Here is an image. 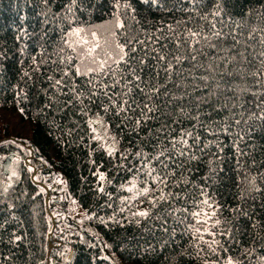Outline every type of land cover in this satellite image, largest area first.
Returning <instances> with one entry per match:
<instances>
[{
	"label": "trees",
	"instance_id": "trees-1",
	"mask_svg": "<svg viewBox=\"0 0 264 264\" xmlns=\"http://www.w3.org/2000/svg\"><path fill=\"white\" fill-rule=\"evenodd\" d=\"M160 4L0 0V264H226L229 257L264 264V0ZM75 29L83 31L75 36ZM188 29L201 32V44L193 45L197 59L176 64L174 56H190ZM121 47L128 63L117 68ZM68 56L82 71L107 60L115 79L131 80L129 68L136 69L154 111L117 116L101 91L90 94L85 77L75 78L82 103L62 95L52 85ZM169 61L171 81L162 71ZM90 75L98 90L113 83L111 76ZM135 83L131 95L142 105L146 98ZM186 132L191 147L183 157L172 153L167 187L154 183L148 172L163 170L152 157ZM53 177L61 185L51 186ZM146 187L151 191L140 194ZM213 210L216 216L201 223ZM138 211L151 215L143 220L133 215ZM213 240L219 244L210 248Z\"/></svg>",
	"mask_w": 264,
	"mask_h": 264
},
{
	"label": "snow or ice",
	"instance_id": "snow-or-ice-1",
	"mask_svg": "<svg viewBox=\"0 0 264 264\" xmlns=\"http://www.w3.org/2000/svg\"><path fill=\"white\" fill-rule=\"evenodd\" d=\"M77 2V0H72V3L75 4ZM188 3L195 5L197 3V0H187ZM119 3V0H118ZM142 3L144 4H151V5H156L159 7H162L163 5L160 4V0H142ZM126 7H129L130 5L126 4ZM69 11H71V9H69ZM216 15H218V13H216ZM118 27H123V24H118ZM169 28H171V26H169ZM213 28V32H212V36L214 38H219L221 36V32L215 30V24L212 25ZM82 29H75L72 33V35L75 36H79L80 33L82 32ZM95 35V34H93ZM189 38H192L189 41ZM203 40L208 42L207 46L211 47V48H215L216 45L212 44L209 40L208 36H203ZM176 45L177 48H179L180 42L178 40L173 41ZM65 43H67V41H65ZM78 44H82V45H87L89 42L87 40H79L77 41ZM143 43V42H141ZM185 43L189 44V50H190V56H184L181 57L179 55H176L173 57V59L175 60L176 64H181L183 62V60H187V59H191L192 61H196L197 56L195 54H193L195 52V49L193 48V45H200L201 44V32L199 31H193L191 29H188L186 37H185ZM68 47L73 48V50L75 51V46L73 44H68ZM99 48V44H96L94 47L88 48V52L87 55L89 57H91L92 53H94L96 51V49ZM202 51V47L200 49ZM63 51V50H61ZM127 56V53L124 51V48L121 47V55L119 57L118 60H115L114 63L117 65V68H119V65L123 62L125 64H127V60L125 59V57ZM153 59H157V57H153ZM158 59L160 61H164L166 59L165 56H159ZM67 61L68 64L66 65V69L63 71V76L61 77V79L59 80H55V83L52 85L53 89H55L56 91L60 92L62 95H67L68 93H71L72 96L77 100L80 101L82 103L81 100V96L83 95L81 92H78V86L75 84V78L77 77H85L87 78V83L89 85H91V95L95 96L98 94V91H101L102 94L106 97H108L109 101L111 102V107L112 109L115 111L116 115L119 116L121 113H125L127 114L128 112H137V110H139V112L144 115L146 112H153L154 109L153 107H150V103L152 100V97L145 92V89L142 88L140 86V81L142 80V76L141 75H136V69L133 68H129V75H131L132 79L128 80L127 76H122L121 79H115L116 75H117V70L113 69L111 67V65L108 63L107 60H101L98 62V66L97 67H86L83 71L80 67V65L73 63V57L72 56H68L67 57ZM92 63L93 64H97V61L95 59H92ZM142 65L146 63V61L141 60L140 62ZM160 71L161 70H156L154 72V75L158 78L160 76ZM162 71L165 73V75L168 77L169 81H171V77L173 75V71H174V65L171 61H169L166 66L162 69ZM140 72L143 73L144 72V68H140ZM90 74H95V76H111L113 78V83L111 85L104 83L102 84V89L98 90L96 88V81H95V77L90 75ZM65 78H67L69 81H71V87H69L68 83L65 82ZM50 81L53 79L52 77L48 78ZM121 80H128L127 84H124L123 86H121ZM133 81H135V89L139 91V93L141 94L142 97H145V101L144 103L141 105L139 103H137L135 97H133L131 94L133 92V87L129 86L132 85ZM117 87H121V91L120 92H112L110 94L109 89L111 88L112 90L116 89ZM67 88L68 91L64 92L63 90ZM152 91L154 93H159L160 89L154 88L152 89ZM19 96V93L17 94ZM118 96L120 97L119 103H117L116 100L112 99V96ZM255 95V94H253ZM182 98V97H181ZM258 108L260 107L259 104L256 105ZM21 112H23V108L20 109ZM107 111V109H106ZM183 111V110H181ZM85 114L86 113H82ZM261 119H264V112L261 113L260 116ZM100 121H89V124L91 125L92 123H97ZM137 126H139L142 121L137 119L136 121ZM237 124L240 123V121H236ZM93 132H96L95 128H92ZM192 137V133L191 132H186L184 134L181 135V137L177 140L175 138H173L170 143H171V148H167L165 147L164 149L160 150L154 157H152L153 160H155L161 167V169L163 170L160 173H156V169L153 168L151 169V171L148 172V175L150 177H152L153 182L163 185L165 187H167V181H168V168L170 164L175 163V159L172 155L173 152L176 153L177 156H186L187 155V148L191 147V145L188 144V138ZM96 139H100L101 137L97 136L95 137ZM180 145L181 147H177V145ZM114 152V149H109V155H112ZM137 157L142 156V153L137 152L136 153ZM163 158V159H162ZM193 159H195V157H192ZM145 159H147L145 157ZM153 173H156L155 175H153ZM172 175H175V173H172ZM99 177L101 180L104 179V174L100 173ZM103 189H101L102 191ZM257 191H259V189H256ZM129 191H131V189H129ZM151 191L150 188L146 187L143 189L142 195H147L149 192ZM161 201L166 200V197L161 196L160 197ZM153 205L155 206V202H152ZM203 204L208 205L209 207H212L208 200H204ZM176 212L181 211L180 209H175ZM183 211L187 212L188 210L185 208ZM172 213H168V215H171ZM134 216H138L141 217L143 220H147L150 217V212L149 211H138L133 213ZM189 215L192 216H196L199 217L201 215L200 212H192L189 213ZM216 216V211L213 210L211 215H205V219L203 221H200L201 223H206L208 219H211L212 217ZM157 219H160V217H156ZM184 219H187V217H185ZM141 223V220H137L136 224L139 225ZM167 224V220H162V228L163 231L167 232L168 229L167 227H163V225ZM220 224L219 220L215 221V224L212 226L213 228H215L216 226H218ZM204 232H208L210 235H215V233L211 232L210 229L205 228L203 230ZM201 232L200 228H195L194 231V235H197L199 240H203V235H198ZM221 236L225 235V233H220ZM227 235H231L230 231L227 233ZM205 243H208L207 241H205ZM213 244H219V241L213 240L210 244L209 247L211 248ZM226 251V249H225ZM226 264H235V262L232 260L231 257H229L227 259Z\"/></svg>",
	"mask_w": 264,
	"mask_h": 264
},
{
	"label": "water",
	"instance_id": "water-1",
	"mask_svg": "<svg viewBox=\"0 0 264 264\" xmlns=\"http://www.w3.org/2000/svg\"><path fill=\"white\" fill-rule=\"evenodd\" d=\"M10 165V157L7 158L6 160H4V162L2 163V172L4 174V176H6L8 174V168ZM49 249V247H48Z\"/></svg>",
	"mask_w": 264,
	"mask_h": 264
},
{
	"label": "rangeland",
	"instance_id": "rangeland-1",
	"mask_svg": "<svg viewBox=\"0 0 264 264\" xmlns=\"http://www.w3.org/2000/svg\"><path fill=\"white\" fill-rule=\"evenodd\" d=\"M62 181L59 179V177H53L50 181V185L51 186H58L61 185ZM51 248L49 247L48 250H50Z\"/></svg>",
	"mask_w": 264,
	"mask_h": 264
}]
</instances>
